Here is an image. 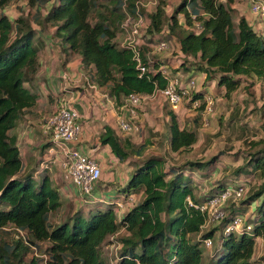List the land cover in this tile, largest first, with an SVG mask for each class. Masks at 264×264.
Segmentation results:
<instances>
[{
	"label": "trees",
	"instance_id": "16d2710c",
	"mask_svg": "<svg viewBox=\"0 0 264 264\" xmlns=\"http://www.w3.org/2000/svg\"><path fill=\"white\" fill-rule=\"evenodd\" d=\"M9 1L0 0V9ZM109 1L101 10L99 0H55L44 15L28 14L15 21L0 13V228L12 225L19 231L12 243L0 245V264H40L42 259L35 255L29 261L25 256L34 254L42 243H46L44 264H106L102 249L122 230L125 234L118 237L121 248L116 264H203L204 242L215 237L218 244L206 264H260L264 259L256 260L254 255L257 238L264 236V201L258 218L233 210L221 223L206 230L205 215L188 201L190 197L195 205L201 204L228 186L220 180L221 185L213 191L203 196L196 193L193 176L210 171L208 168L219 162L218 155L169 167L165 157H145L121 190L127 196L143 193V198L123 216L119 217L114 203L108 201L104 208L102 204L87 215L79 210L59 223L51 221V214L62 206L61 191L49 175L37 179L35 170L26 167L16 133L27 109L39 98L31 81L39 71V54L46 45L41 34L52 25L66 61L79 57L84 67L92 66V81L119 102L132 93L150 95L168 84L158 71L163 65L150 62L147 47H139L141 62L147 67L142 72L136 50L119 43L118 32L123 31L129 17H147L144 7L138 0ZM235 1L183 0L169 18L171 34L181 31L180 51L185 56L181 70L206 73L205 83L217 79L228 98L243 84V78L251 80L252 86L255 77L264 81V33L243 15L235 21ZM38 3L30 0L29 6L37 7ZM165 5L161 1L154 12L148 13V34L163 32ZM180 14L185 15L184 23ZM36 21L40 29L33 26ZM197 25L200 32L193 29ZM189 59L193 61L188 63ZM204 95L205 91L199 90L194 99ZM238 113L240 108L234 115ZM166 115L170 151H192L199 141L197 131L182 126L172 107ZM102 143L110 145L122 161L131 153L141 155L146 150L145 144L123 145L111 128H107ZM250 144L259 149L235 171L244 173L251 166L252 172L264 175V139ZM263 195L264 184L243 205L250 206ZM236 215L245 218L244 229L226 234V226ZM194 235L200 237L194 239Z\"/></svg>",
	"mask_w": 264,
	"mask_h": 264
},
{
	"label": "rangeland",
	"instance_id": "374dc122",
	"mask_svg": "<svg viewBox=\"0 0 264 264\" xmlns=\"http://www.w3.org/2000/svg\"><path fill=\"white\" fill-rule=\"evenodd\" d=\"M29 1L30 0H10L3 8L0 9V13L7 15L12 21H15L19 17L26 16L28 14L35 16L39 13H46L51 8L55 0H36L39 2L37 7L40 9V12H37V7L29 6ZM138 1V3L144 7L145 14L147 15V17L143 16L144 24L139 26L138 29L136 39L139 42V45L147 47L146 51L148 50L149 52L148 56L152 64L154 62H161L163 66L168 67L174 74H176L177 70H181L179 67H182L185 56L180 51L178 34L181 31L177 29L174 35L171 34V31L169 30V18L183 2V0ZM161 1L166 3L165 10L167 18L165 19L164 30L159 34L150 35L147 32V27L150 22L148 13L154 12ZM99 2L101 10L106 9V6L110 3L109 0H99ZM235 5L237 6L234 14L236 22L239 21L240 17H242V14H246L250 18V21L254 23L253 26L255 28L257 27V30L264 33V25L260 26L264 15L252 11L250 0H236ZM128 19H131L130 23L134 24L138 22L139 17L134 20L131 16ZM179 19L181 23L186 21L184 14H180ZM38 25L37 21L33 22V26L36 29H40V26ZM123 27V31L120 29L118 32L119 43H122V45L129 34L132 33H129L130 24ZM47 32L52 36L55 32L54 27L51 25V27L47 29ZM12 34V38H14L15 31ZM43 34H41V36ZM52 38H54V41L51 42L52 45L60 42L58 38L54 36ZM161 38L168 43L169 47L165 50H159L157 48ZM188 61V63H190V61L193 60L189 59ZM180 72L183 73V70ZM203 76L204 73H199V75L195 78L198 91L203 90L207 85L208 87L211 85L209 90L212 92L210 94H212L215 99L214 111L211 115H209L210 124L208 126L203 125L202 111L192 108L187 97H184L182 104L179 106L180 108H177L181 125L186 126L189 129L196 130L198 133L199 141L194 146V149L192 151L185 150L181 153H172L170 151L167 134V122L169 121V117L167 118L166 111L172 106L162 95L161 96L164 100L159 104H152V101L145 100L141 107H139V115L134 118V121H136L141 127L139 133L137 134L138 141H140V143L144 141L148 144V150L144 151L145 157H149L151 155L165 157L167 159V167L174 164L182 166L190 160H208L218 155L219 162L215 163L214 166H210L208 168L210 171L208 170L193 176V179L197 184L196 193L198 196H203V194L211 192L217 186H220L222 180H224L226 185L244 183L245 187L248 189L245 197L235 202H230L226 207L227 215L231 214L233 210H239L236 214H246L247 217L253 219L258 218L259 206L264 201V195L250 206L243 205V202L254 192L258 191L259 187L264 184V175L260 171L252 172L250 170L252 168L251 166L248 167L249 171L239 174H237L235 169L245 166L248 160H250L252 154L259 149L258 147L251 146L250 142L261 138L264 139V81H257L255 80L257 79L255 77L254 81L256 82H254V85L252 86L251 80L243 78V84L238 90L232 93L231 98H228L225 96L223 88L220 89L218 84L213 87V84L209 81L206 83L204 81L202 83ZM208 83H210V85ZM237 108L241 109V113L234 115ZM20 136L19 145L25 162H27L31 167L33 166V169H37V167L41 168V161L43 160L40 161V159H44V157H46L47 143L43 144V139H41L37 144H35L36 147H34V145L30 147L24 143L22 133ZM30 153L33 154L31 157ZM133 163L134 160L130 159V164ZM129 174V168L122 171L118 187H115L114 185L110 186V183L104 182L101 178L97 183V189L94 193L92 192L89 196H81L79 193H76L74 186L65 177L62 169L58 166L52 167L51 175L53 177V182L61 189L62 206L59 210L51 214V221L53 223H59L79 210L87 215L91 209L99 208L102 204V208H104L105 203L113 200L116 196L121 200H125L126 194L122 193V191L119 192L117 188H120V190L123 189L122 187H124L129 181L128 180L126 182ZM107 175H105V177ZM118 192L121 193V195H117ZM131 196H134L136 203L142 200L137 193H133ZM100 201H103L104 203ZM238 204H240L239 206L241 208L238 206L240 209L237 207ZM124 212V210H121L119 213L123 214ZM18 233L19 231L17 228L12 225L0 228V245L3 244V242L7 244L12 243L19 237ZM124 234L125 231L122 230L117 237H111L109 242L111 243L110 245L103 247L102 255L106 264H116L118 262L119 251L121 248V244L118 242V237ZM23 235L25 234L23 233ZM23 235L21 234V236ZM193 237L194 239H198L200 235H194ZM258 240L254 256L256 260L264 259V236ZM217 244L218 240L217 237H215L212 239L211 247H207L205 244L203 245V249L205 250L203 264H206L214 254ZM45 248L46 243H42L41 247L36 249L34 254H27L25 256V260L29 261L33 255H35L37 259H42L39 263L44 264ZM262 261V264H264V260Z\"/></svg>",
	"mask_w": 264,
	"mask_h": 264
},
{
	"label": "crops",
	"instance_id": "0c3cea01",
	"mask_svg": "<svg viewBox=\"0 0 264 264\" xmlns=\"http://www.w3.org/2000/svg\"><path fill=\"white\" fill-rule=\"evenodd\" d=\"M234 7L237 8L235 4ZM243 16L246 17L250 24L254 25L246 14ZM262 25H264V21L261 22L260 26ZM53 35H49L48 32L42 35L43 39L46 41V45L39 54L41 62L39 71L31 81V87L38 93L39 98L33 107L27 109V113L24 115L23 121H21L20 125L16 129V133L18 135V145L21 133L23 135L22 139H24V143L30 147L32 145L36 147L35 144L43 139V144L47 143L46 157H44V159H40V161L43 160L41 161V168L37 167V169H33V166L31 167L24 160L25 165L28 169L35 170L37 179H40V177L47 174L51 177L53 182V177L51 175L52 167H60V158L59 154H57L56 150L53 148L54 144L52 143L50 136L45 131L44 122L50 115L55 113L64 102L69 101L73 107L78 109L80 113V122L83 124L82 134L78 141L73 143L72 146L95 157L103 169L102 180L106 183H110V186L114 185L115 187H118L122 171L129 168L130 174L126 179L127 182L140 160L145 158V153L143 152L141 155L138 152L131 153L127 159L123 161L120 160L113 153L110 145L102 143V137L106 133L107 128H111L116 133V135L121 139V143L123 145H125L126 142H130L136 147L145 144V151H147L148 144L144 141H142V143L138 141L137 134L140 130L124 132L120 129L118 125V108L122 104V101L119 102L116 97L112 96L107 89H105V87L97 86L95 82L92 81V73L94 72V68L92 66L84 67L79 57H75L67 62L65 55L61 50V43H55L54 45L51 44V42L54 41V38H52ZM180 71L181 70H177L176 72L181 74L183 80L185 81L191 77L196 78L199 73H203L195 71L188 73L183 71V73H181ZM205 80L206 73H204L202 83ZM209 82L213 84V87L218 84L217 79ZM208 84L210 85V83ZM209 88H211V85L210 87H208V85L204 87L203 90L205 91V94L212 92ZM219 88L221 89V87ZM148 100L152 101V104H159L164 100V98H162L160 94H157ZM173 109L179 116L178 109ZM167 134L169 136V128ZM127 149L131 150L130 147ZM32 155L33 154L30 153V157ZM130 159L134 160L133 164H130ZM105 175L107 176L105 177ZM54 186L57 187L55 184ZM58 189L61 191L60 188ZM74 189L76 193H78L77 189ZM96 189L97 188H95V190ZM117 190H119V192L121 191L120 188H117ZM119 192L117 195H121ZM137 194L140 198H143V193ZM115 198H117V196ZM259 238H257V244ZM262 263L263 261L260 264Z\"/></svg>",
	"mask_w": 264,
	"mask_h": 264
},
{
	"label": "built area",
	"instance_id": "2783aa9c",
	"mask_svg": "<svg viewBox=\"0 0 264 264\" xmlns=\"http://www.w3.org/2000/svg\"><path fill=\"white\" fill-rule=\"evenodd\" d=\"M250 4L252 11L264 15V0H250ZM130 20L128 19L124 26L130 24L129 33H132L129 34L123 45H129L136 50L139 67L142 72H146L147 67L141 62L139 54L140 45L136 39L139 26L144 24L143 16L139 15L138 22L134 24H131ZM193 29L197 32L201 31L199 25L193 27ZM168 47V43L165 40H161L157 46L159 50H165ZM158 71L168 79L167 86L164 89L156 90L150 95L132 93L125 97L123 103L118 108V125L120 129L124 132L139 131L140 125L134 121V118L139 115L138 109L145 100L157 94L164 96L173 108H178L182 104L184 97H187L192 108L202 110L203 125L208 126L210 124L209 115L213 113L215 107L214 96L206 93L202 99H194V94L198 92L195 77H191L185 81L181 74H174L166 66L159 67ZM44 123L45 131L54 144L53 148L59 154V164L65 177L72 183L81 196H89L92 192L94 193L97 183L102 178L103 169L95 157L72 146L73 143L78 141L83 131V124L80 122L78 109L73 107L69 101H66ZM247 190L244 183L230 184L201 204L195 205L190 197H188V201L190 205L195 206L205 215L206 219L203 229H208L221 223L227 216V205L230 202H235L245 197ZM130 196L126 195L125 200L116 198L110 201L114 203L116 212L120 215H118L119 217L123 216L136 204L134 196ZM121 210L125 212L120 214ZM244 226L245 218L241 215H236L226 226L225 233L241 232ZM204 243L207 247H211L212 239H206Z\"/></svg>",
	"mask_w": 264,
	"mask_h": 264
}]
</instances>
